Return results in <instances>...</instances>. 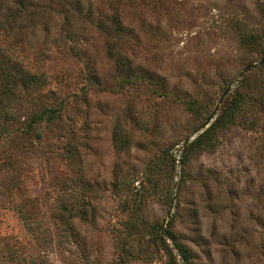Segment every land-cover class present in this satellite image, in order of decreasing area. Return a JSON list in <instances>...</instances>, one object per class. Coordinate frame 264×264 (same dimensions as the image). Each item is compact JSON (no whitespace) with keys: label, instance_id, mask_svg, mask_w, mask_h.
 <instances>
[{"label":"rangeland","instance_id":"1","mask_svg":"<svg viewBox=\"0 0 264 264\" xmlns=\"http://www.w3.org/2000/svg\"><path fill=\"white\" fill-rule=\"evenodd\" d=\"M16 1L0 0V50L40 87L3 105L24 124L35 111L65 109L39 129L41 141L24 124L15 139L0 134V264H173L161 241L147 243L152 227L173 219L193 264H264V131L235 127L215 152L181 163L204 123L184 100L220 109L248 63H260L239 30L264 28V0H83L84 15L93 13L84 23L71 15L74 40L57 0H38L6 25ZM115 13L122 41L99 28ZM116 50L134 84L120 75ZM152 168L157 190L141 203L144 236L133 241L136 203L124 189L137 193ZM63 205L81 206L75 239L60 225Z\"/></svg>","mask_w":264,"mask_h":264},{"label":"trees","instance_id":"2","mask_svg":"<svg viewBox=\"0 0 264 264\" xmlns=\"http://www.w3.org/2000/svg\"><path fill=\"white\" fill-rule=\"evenodd\" d=\"M36 1L38 0H17L16 4L19 10L15 11L14 14H7L6 25H10L9 27L11 28L14 27V23L19 22L20 18H24V11L30 13V11L37 6L35 3ZM27 2L29 4V9L26 8ZM57 2L58 7H60L62 12L66 15V26L69 28L68 37L74 40L75 33L71 31L73 27L71 15L75 16L77 21L84 23V19H90L93 12L90 11L87 16L84 15L86 8L83 6V0H57ZM99 22V28L103 30L108 28L110 32H116L114 36L112 34V39L122 41L124 40L122 34L128 33L118 13L105 18V20L101 19ZM239 38L243 50L247 51L250 56L253 54L254 56L256 55L258 59H260V63H257L259 61H250L248 63L245 74L239 81L237 88L229 91L220 109H210L207 104H202L201 101L198 100H184L183 104L187 107L189 112L197 117H202L204 120L202 127H200L197 132L200 133L197 134L195 139H189L185 143L181 156V163L184 165L189 159L201 153L215 152L220 147L225 134L229 133L235 127L246 126L253 130L261 129L264 131V28L261 29V31L253 32L247 31L244 27H241L239 30ZM116 45L119 44L116 43ZM116 51L113 57H117V61L122 63L121 66L120 63L118 65L120 75L127 76L129 78L128 83L134 82L131 70H128L129 66L124 63V56L120 50ZM8 56L6 51L0 50V105L3 112L6 113L4 117L2 110H0V134L4 136L13 135L12 139H15L14 135H18L21 131L20 126L24 123H21V118L20 121L14 119V117L11 120L10 115H12V113L6 109V106L3 105V101L14 104L16 100H18V98L20 99V96H22L20 92H23V90L28 93L37 91L40 85L39 83L36 84L37 77L35 75H31L18 66H14L15 64H11ZM7 59L9 61H7ZM7 62H9L12 68H9ZM165 97L168 98L169 96L166 95ZM64 109L65 107H46L40 111H35L24 124L25 129L23 134L30 138L36 136V138L41 141L44 138V134L42 131L40 133L39 129H51L60 121ZM18 122L20 123L18 124ZM167 155L168 159L173 162L176 161L175 157L171 155V150L168 151ZM155 172L154 168L150 170L151 174H147L146 181L141 182V187L136 189L137 193L132 192L129 188L124 189V192H126V190V193L130 192L132 200L136 203L134 209L130 211L129 216L131 219L128 227V238L133 241H139L138 236H140V238L144 236L142 233L140 234L141 230H143L142 232L144 233V229L141 228V223H139V221L142 220L139 216V212L141 210L142 201L145 202V200H147L148 193L154 194L157 190V186L153 179ZM170 192L172 194L171 201L173 202V194L175 191L171 189ZM61 213L62 219L60 220V225L63 230H65V233L69 232V234H71L70 237L75 239V237H73L74 228L72 229L71 227L74 226L76 220H81V206L73 210L63 205ZM173 225L174 219L168 229L157 228V230L152 227L150 233L152 239L147 241V243L150 244L149 247H153V245L158 246L161 241L172 263L178 264L174 254V248L168 243V241L171 240L179 251V255L183 259V264H193L188 250L172 233L171 227ZM141 240H143V238H141ZM128 254L129 253H127V255Z\"/></svg>","mask_w":264,"mask_h":264}]
</instances>
